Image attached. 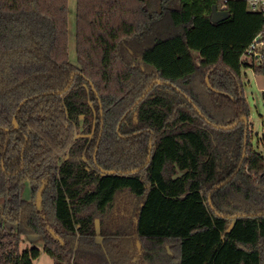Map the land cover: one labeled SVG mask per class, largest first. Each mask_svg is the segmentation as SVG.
<instances>
[{"label": "trees", "instance_id": "trees-1", "mask_svg": "<svg viewBox=\"0 0 264 264\" xmlns=\"http://www.w3.org/2000/svg\"><path fill=\"white\" fill-rule=\"evenodd\" d=\"M262 29L243 0H77L74 63L69 0H0V264L30 234L54 264H263Z\"/></svg>", "mask_w": 264, "mask_h": 264}, {"label": "rangeland", "instance_id": "rangeland-1", "mask_svg": "<svg viewBox=\"0 0 264 264\" xmlns=\"http://www.w3.org/2000/svg\"><path fill=\"white\" fill-rule=\"evenodd\" d=\"M76 7L77 0H69V55L76 63ZM243 91L249 103L250 114V134L246 135V140L250 141L251 147L264 155V75L257 74L252 68H242ZM23 197L30 200L32 198V187L29 180L23 189ZM4 199L0 198V205ZM45 239L41 234L23 235L21 248L37 246L41 249L40 256L35 260V264H54V259L44 250ZM264 264V251H263Z\"/></svg>", "mask_w": 264, "mask_h": 264}, {"label": "built area", "instance_id": "built-area-1", "mask_svg": "<svg viewBox=\"0 0 264 264\" xmlns=\"http://www.w3.org/2000/svg\"><path fill=\"white\" fill-rule=\"evenodd\" d=\"M249 9L260 12L264 17V0H243ZM264 56V29L258 32L242 54L243 59L260 63Z\"/></svg>", "mask_w": 264, "mask_h": 264}, {"label": "water", "instance_id": "water-1", "mask_svg": "<svg viewBox=\"0 0 264 264\" xmlns=\"http://www.w3.org/2000/svg\"><path fill=\"white\" fill-rule=\"evenodd\" d=\"M229 12L226 11V10H221V9H218L216 5L213 6V12H212V21L217 23V22H220L224 19H226L227 17H229ZM157 82H159V80H157ZM207 82L209 84V78H207ZM154 83H152L146 90V92L143 94V96L140 98L142 99L146 93L153 87ZM209 86H211L209 84ZM139 101L136 102V104L138 103ZM128 114V112L123 116V119L126 117V115ZM243 120H246L247 121V117L244 116L242 117ZM121 125V122L119 124V126ZM18 127V123H16V128ZM225 128H232L234 127V125H230V126H223ZM224 183L220 184L219 187H221ZM38 204H40V201L38 202ZM50 233L52 234V236L54 237V239H56L57 241H60L62 244H63V240L61 239V237L56 234L55 231L53 230H50Z\"/></svg>", "mask_w": 264, "mask_h": 264}]
</instances>
